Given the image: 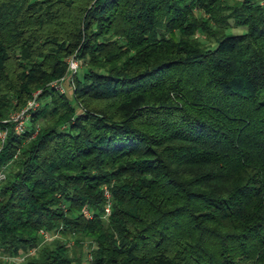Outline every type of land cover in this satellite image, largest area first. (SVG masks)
<instances>
[{
    "label": "trees",
    "instance_id": "1",
    "mask_svg": "<svg viewBox=\"0 0 264 264\" xmlns=\"http://www.w3.org/2000/svg\"><path fill=\"white\" fill-rule=\"evenodd\" d=\"M0 128V264H264L263 0H0Z\"/></svg>",
    "mask_w": 264,
    "mask_h": 264
},
{
    "label": "built area",
    "instance_id": "2",
    "mask_svg": "<svg viewBox=\"0 0 264 264\" xmlns=\"http://www.w3.org/2000/svg\"><path fill=\"white\" fill-rule=\"evenodd\" d=\"M264 1V0H263ZM69 63H70V70L75 72L78 70V68L81 66V59L77 56L76 53H74L73 55L70 56L69 58ZM69 78V77H64L62 80L59 81V85L62 86L63 89H66L65 88V80ZM38 93H39V90L35 92V96L32 97L29 102L23 106L22 110H16L17 113L14 115L13 114V117L15 118V123H16V126L17 130H20V131H23L26 129L27 127V123H28V120L30 119L31 117V109L33 107H36L38 106V104L40 103V100L38 98ZM15 111V110H14ZM40 128V125H38L37 127V130L35 131V133L38 131V129ZM7 134H8V129H5V128H1L0 129V143L3 145V143L5 142L6 140V137H7ZM6 173V172H5ZM4 173V171L0 172V181L6 176V174ZM106 194L109 198H111V191L110 189L106 188ZM2 197V189H1V184H0V199ZM111 211V199L109 200L108 204H107V212H110ZM84 212L87 214V215H92V210L88 207V206H85L84 207ZM43 232L46 234L47 236V230L43 229Z\"/></svg>",
    "mask_w": 264,
    "mask_h": 264
},
{
    "label": "rangeland",
    "instance_id": "3",
    "mask_svg": "<svg viewBox=\"0 0 264 264\" xmlns=\"http://www.w3.org/2000/svg\"><path fill=\"white\" fill-rule=\"evenodd\" d=\"M229 30L230 31H234V32H243V31H245V30H247V27L246 26H244V25H239V26H232V27H230L229 28ZM201 38L202 39H204L205 41H210V39L212 40V38H209L208 36H205V35H203V34H201ZM65 90L69 93V94H71L72 93V91H73V82H72V80H71V78H67L66 80H65ZM22 108L23 107H19V108H17L16 110L18 111V110H22ZM12 111L11 112V114L6 118V119H8V120H11V121H15V118L13 117V114L15 115L16 113H17V111ZM15 128L16 129H19V128H17V126H16V123H15ZM1 129V128H0ZM5 129H8V128H5ZM8 135V134H7ZM7 138V137H6ZM2 172V171H1ZM6 171H4V173H5ZM5 174H7V173H5ZM6 177V176H5ZM4 177V178H5ZM3 178V179H4ZM0 184H1V181H0ZM106 188L108 189L109 187L108 186H106L105 187V193H106ZM46 235V234H45ZM58 235H61V232H54V233H50L49 231L47 232V236H46V238H47V240H49V239H53L54 237H56V236H58ZM88 247V246H87ZM34 252V250L32 251V253ZM27 255V253L26 254H21V255H18V256H15V258L18 260V261H23L24 260V258H25V256Z\"/></svg>",
    "mask_w": 264,
    "mask_h": 264
}]
</instances>
